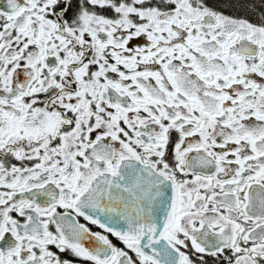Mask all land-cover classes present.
Listing matches in <instances>:
<instances>
[{
    "label": "snow or ice",
    "instance_id": "obj_1",
    "mask_svg": "<svg viewBox=\"0 0 264 264\" xmlns=\"http://www.w3.org/2000/svg\"><path fill=\"white\" fill-rule=\"evenodd\" d=\"M0 264H264V0H2Z\"/></svg>",
    "mask_w": 264,
    "mask_h": 264
},
{
    "label": "flooded vegetation",
    "instance_id": "obj_2",
    "mask_svg": "<svg viewBox=\"0 0 264 264\" xmlns=\"http://www.w3.org/2000/svg\"><path fill=\"white\" fill-rule=\"evenodd\" d=\"M0 2H2V0H0Z\"/></svg>",
    "mask_w": 264,
    "mask_h": 264
}]
</instances>
